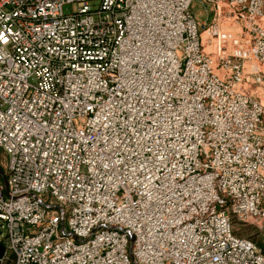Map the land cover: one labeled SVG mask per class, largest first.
Instances as JSON below:
<instances>
[{
    "label": "built area",
    "instance_id": "obj_1",
    "mask_svg": "<svg viewBox=\"0 0 264 264\" xmlns=\"http://www.w3.org/2000/svg\"><path fill=\"white\" fill-rule=\"evenodd\" d=\"M263 93L264 0H0V264H264Z\"/></svg>",
    "mask_w": 264,
    "mask_h": 264
},
{
    "label": "rangeland",
    "instance_id": "obj_2",
    "mask_svg": "<svg viewBox=\"0 0 264 264\" xmlns=\"http://www.w3.org/2000/svg\"><path fill=\"white\" fill-rule=\"evenodd\" d=\"M192 9L195 12L198 21L205 23L206 25H208L212 21L213 18L212 14L208 13V11H206V9L203 6H201L198 2H195L193 4ZM73 11L74 8L72 6L64 7V13L66 15L72 14ZM262 98L264 101V93ZM3 162L4 159L0 155V164H2ZM234 226L237 231V235L251 240L264 253V226L260 228L258 227V225L245 224V223H235ZM6 236H7L6 231L0 227V243L4 244L5 246L7 243ZM6 264H13L12 258H10L6 262Z\"/></svg>",
    "mask_w": 264,
    "mask_h": 264
},
{
    "label": "water",
    "instance_id": "obj_3",
    "mask_svg": "<svg viewBox=\"0 0 264 264\" xmlns=\"http://www.w3.org/2000/svg\"><path fill=\"white\" fill-rule=\"evenodd\" d=\"M2 173L1 169H0V174ZM6 253V246L2 243H0V262L3 259L4 255Z\"/></svg>",
    "mask_w": 264,
    "mask_h": 264
}]
</instances>
